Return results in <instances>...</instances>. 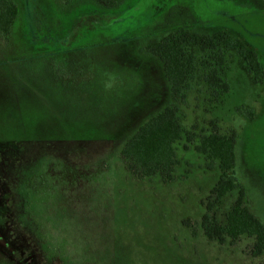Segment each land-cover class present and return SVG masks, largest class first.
<instances>
[{
  "label": "rangeland",
  "instance_id": "rangeland-1",
  "mask_svg": "<svg viewBox=\"0 0 264 264\" xmlns=\"http://www.w3.org/2000/svg\"><path fill=\"white\" fill-rule=\"evenodd\" d=\"M14 1L18 18L0 38V264H264L253 237L205 238L220 171L195 150L203 134L236 135V177L264 225V74L254 81L237 50L254 51L264 70V0ZM185 26L228 36L224 97L199 73L173 101L149 48ZM171 102L184 131L177 178L137 180L121 144ZM236 197L215 207L219 223Z\"/></svg>",
  "mask_w": 264,
  "mask_h": 264
},
{
  "label": "trees",
  "instance_id": "trees-1",
  "mask_svg": "<svg viewBox=\"0 0 264 264\" xmlns=\"http://www.w3.org/2000/svg\"><path fill=\"white\" fill-rule=\"evenodd\" d=\"M61 1L65 4L70 2ZM94 1L105 6L114 4V0ZM18 14L19 6L14 0H0V38L10 36ZM188 31L189 26L171 29L158 44L149 48L162 66L173 101L185 100L199 73H203V81L211 90L212 96L224 97L230 88L224 75L227 69L224 49L227 48L228 36L220 33L212 37H200ZM237 50L253 80L261 78L264 70L257 54L239 46ZM183 132L178 103L171 102L138 125L134 132L123 140L119 156L126 171L137 180L158 177L162 183L173 182L177 178L174 171L178 162L173 145L182 138ZM235 139V134L212 131L200 136L199 144L195 147V150L208 160L206 166L209 169L212 168L209 161L216 160L220 171L218 180L210 191L209 201L204 206L205 212L200 219V227L208 241H216L219 244L224 243L226 238L233 241L244 235L253 237L250 254L260 257L264 255V225L248 209L245 189L236 177ZM233 191L237 193L236 200L226 214L225 224H221L214 209ZM0 226L1 248L7 232L3 225ZM192 234L196 235L194 229ZM8 241L12 247H17V240ZM11 255L15 259L14 251ZM28 257H31L30 253Z\"/></svg>",
  "mask_w": 264,
  "mask_h": 264
}]
</instances>
